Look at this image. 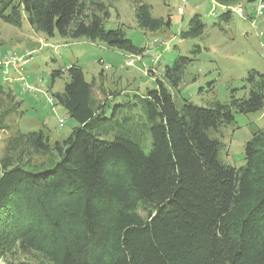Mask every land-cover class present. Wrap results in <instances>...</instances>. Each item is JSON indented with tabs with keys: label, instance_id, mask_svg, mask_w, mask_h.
Returning <instances> with one entry per match:
<instances>
[{
	"label": "trees",
	"instance_id": "16d2710c",
	"mask_svg": "<svg viewBox=\"0 0 264 264\" xmlns=\"http://www.w3.org/2000/svg\"><path fill=\"white\" fill-rule=\"evenodd\" d=\"M111 1L0 0V19L21 27L24 16L46 37L143 55L122 25L106 27ZM129 1L140 30L169 26L150 4ZM225 10L220 19L228 21ZM204 28L195 13L178 35L201 36ZM200 50L196 44L191 56L177 55L136 101L112 106V92L97 99L77 63L51 72L52 82L67 77L52 99L77 125L52 143L41 131L16 129L9 139L8 151L27 149L17 162L8 153L0 158V260L17 248L54 264H264V128L245 143L240 167L220 159L223 144L210 135L234 119L233 111L263 109L264 75L249 71L247 95L232 94L228 102L200 106L182 98L177 105L172 91L179 92ZM33 153L45 163H34Z\"/></svg>",
	"mask_w": 264,
	"mask_h": 264
},
{
	"label": "rangeland",
	"instance_id": "374dc122",
	"mask_svg": "<svg viewBox=\"0 0 264 264\" xmlns=\"http://www.w3.org/2000/svg\"><path fill=\"white\" fill-rule=\"evenodd\" d=\"M143 1L151 5L155 18L169 17V26L153 32L140 30L129 0H112L106 22L107 28L122 25L126 36L144 48L140 58L108 48L100 41L36 34L24 16L21 27L0 19V116L5 112L8 114L5 121L0 122V158L7 153L15 162L20 156L26 158V147L21 151L7 149L16 129L41 131L52 143L66 138L77 125L62 106L53 99L49 101L52 93L62 90L67 80L64 74L52 82L51 72L64 70L71 63L81 66L97 99L112 92L111 106L127 100L136 101L135 95L156 87V78H160L164 66L171 64L179 54L191 56L196 44L200 46V52L187 67L179 92L172 91L177 105L181 104L182 98L200 106L215 101L228 102L232 94L236 97L247 95L248 90L243 85L249 71L256 70L264 75V8L261 14L256 13L254 4L257 0H240L237 4L242 5V13L231 11L228 21L220 19L226 10L213 0ZM195 13L200 14L205 23L202 35L181 39L179 31ZM25 59L27 61L23 62ZM232 113L234 119L217 130H210V135L223 144L220 159L240 167L245 163V143L254 132L264 128V107L255 112ZM145 138L141 146L148 151V132ZM32 161L45 163L46 157L33 153ZM139 211L143 213L141 209ZM0 264L54 263L40 253H22L16 248L14 253L0 260Z\"/></svg>",
	"mask_w": 264,
	"mask_h": 264
},
{
	"label": "built area",
	"instance_id": "2783aa9c",
	"mask_svg": "<svg viewBox=\"0 0 264 264\" xmlns=\"http://www.w3.org/2000/svg\"><path fill=\"white\" fill-rule=\"evenodd\" d=\"M184 1V0H183ZM224 9H228L230 12L231 11H235L237 12L238 14H241L242 13V5L241 4H237L236 6L234 7H225V6H222ZM264 8V2L263 0H257L254 4V10L256 11L257 14H261L262 13V10ZM57 48L59 49V46H57ZM137 58H140V56H138ZM15 60V59H14ZM27 59L23 60V62H26ZM7 64V63H6ZM128 64H131V60H128ZM8 65V64H7ZM49 101H52V98L50 97L49 98ZM62 123V120L60 121ZM60 123V125H61Z\"/></svg>",
	"mask_w": 264,
	"mask_h": 264
},
{
	"label": "crops",
	"instance_id": "0c3cea01",
	"mask_svg": "<svg viewBox=\"0 0 264 264\" xmlns=\"http://www.w3.org/2000/svg\"><path fill=\"white\" fill-rule=\"evenodd\" d=\"M36 33V32H35ZM37 34V33H36Z\"/></svg>",
	"mask_w": 264,
	"mask_h": 264
}]
</instances>
